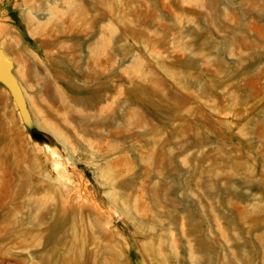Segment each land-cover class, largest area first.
Segmentation results:
<instances>
[{
	"label": "rangeland",
	"instance_id": "374dc122",
	"mask_svg": "<svg viewBox=\"0 0 264 264\" xmlns=\"http://www.w3.org/2000/svg\"><path fill=\"white\" fill-rule=\"evenodd\" d=\"M0 264H264V0H0Z\"/></svg>",
	"mask_w": 264,
	"mask_h": 264
},
{
	"label": "water",
	"instance_id": "95a60500",
	"mask_svg": "<svg viewBox=\"0 0 264 264\" xmlns=\"http://www.w3.org/2000/svg\"><path fill=\"white\" fill-rule=\"evenodd\" d=\"M14 63L10 57L6 54L3 49H0V80L10 90L14 101L20 109V112L26 123L29 122V112L27 109V104L24 98L22 88L19 84V81L13 71Z\"/></svg>",
	"mask_w": 264,
	"mask_h": 264
}]
</instances>
